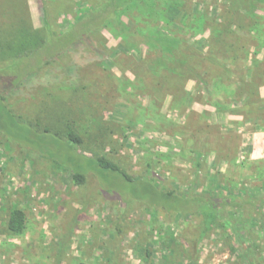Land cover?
Segmentation results:
<instances>
[{
	"label": "rangeland",
	"instance_id": "rangeland-1",
	"mask_svg": "<svg viewBox=\"0 0 264 264\" xmlns=\"http://www.w3.org/2000/svg\"><path fill=\"white\" fill-rule=\"evenodd\" d=\"M3 1L10 7L0 9L7 40L0 68L15 58L17 38L35 43L47 27L64 34L104 0ZM242 6L159 1L154 24L185 44L182 60L201 82L175 73V56L98 26L65 47L57 43L42 64L46 53L18 59L10 73L22 82L6 94L7 104L40 132L64 138L70 126L85 139L74 153H102L134 178L155 179L179 195L221 193L264 204V1ZM123 21L135 26L130 13ZM32 138L39 145L65 142ZM73 175L71 167L0 134V264H264V223L252 220L250 251L234 245L238 216L221 210V198H214L216 211L231 225L218 220L207 230L199 214L154 212L143 202L121 201L90 173L83 184ZM14 209L26 217L22 235L7 231Z\"/></svg>",
	"mask_w": 264,
	"mask_h": 264
},
{
	"label": "trees",
	"instance_id": "trees-1",
	"mask_svg": "<svg viewBox=\"0 0 264 264\" xmlns=\"http://www.w3.org/2000/svg\"><path fill=\"white\" fill-rule=\"evenodd\" d=\"M160 0H104L97 7L89 12L85 18L78 20V23L71 27L68 32L56 35L50 28L45 29V38H38L37 42H23L17 38L19 45L14 55L15 58H11V62L5 64L0 68V134L5 141L15 142L19 145H27L38 152L49 157L52 161L60 164L67 165L74 170L73 179L77 184H83L85 174L90 173L94 180L100 183L103 190L114 193L118 198L128 203L130 200L143 202L148 208L154 212L159 210H165L171 214H178L182 216L199 214L203 218L204 224L208 229H212L217 221H220V226H230L231 224L223 214L216 211L215 199L221 198L224 208L233 209L238 216L239 227L233 228L232 241L235 245L246 246V250L251 249V235L250 226L252 220L255 218L264 223V204L255 202L252 198H246L237 200L235 197L226 198L223 194L219 193L216 197L207 196L206 193L188 192L186 195H179L175 191L170 189L161 188L159 183L152 178H134L130 176L125 169L105 155L93 154L95 156H85L74 153L73 148L76 146H83L85 139L76 130L68 127L65 132L64 138L60 133H51L49 130L40 132L39 129L34 127L31 123L22 119V117L16 116L9 105L7 104L6 94L13 91L15 87L19 86L22 81L17 80L10 72L17 65L18 59L34 55L36 53H46V57L40 60L39 64L45 62V60L51 58L53 54H47V50L54 47L57 43L61 42V47H65L70 42H74L77 37L83 36L91 28L98 26L110 27L117 33L123 35L127 39L137 38L141 44H145L151 51H161L175 56V63L172 65V69L175 73L187 75L197 81H202V78L196 73L188 60H182L184 49V43H180L176 38L161 34L159 27L154 24L156 20L153 18L155 14H159L158 6ZM242 8V5H246V0H235ZM251 1V0H250ZM255 0H252V2ZM263 2L264 0H257ZM3 2H8L7 0ZM8 5V4H7ZM3 7V8H2ZM10 6L0 4V9L5 10ZM126 13L133 15L135 23L134 27L129 26L123 21V16ZM142 19L145 20V27L139 26ZM153 22V23H151ZM20 25V24H19ZM19 25L10 24V26ZM1 26V25H0ZM2 27V26H1ZM12 30V29H11ZM23 30V29H22ZM6 32V30H5ZM8 32V31H7ZM0 35L2 34L0 28ZM76 36V37H74ZM74 37V38H73ZM7 40H3L0 36V50ZM66 41L67 44L62 46V42ZM17 43V41H15ZM39 44V45H38ZM189 55H193L192 48H187ZM30 50V51H28ZM18 51V52H17ZM2 54L1 60L5 61V53ZM38 64V65H39ZM11 74V75H10ZM28 73L25 74V76ZM24 78H22L23 80ZM205 84V83H204ZM44 134V136H42ZM43 139L46 135H52L58 140H64L61 145L59 142H55V139L45 141V144L39 145L32 138V136H40ZM105 142L101 141L100 145ZM99 147V145H98ZM101 149V147H100ZM200 157V156H199ZM198 157V158H199ZM149 167L151 162L148 161ZM196 171L199 172L201 164L198 160L196 164ZM248 210H252V215L242 217L241 214L248 213ZM26 229V217L23 211L14 209L9 217L7 223V231L10 235H22ZM207 232V231H206ZM205 232V233H206ZM203 233L202 237H204Z\"/></svg>",
	"mask_w": 264,
	"mask_h": 264
}]
</instances>
